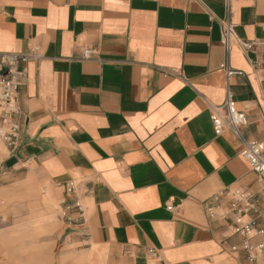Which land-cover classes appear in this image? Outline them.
Here are the masks:
<instances>
[{"label":"crops","instance_id":"crops-1","mask_svg":"<svg viewBox=\"0 0 264 264\" xmlns=\"http://www.w3.org/2000/svg\"><path fill=\"white\" fill-rule=\"evenodd\" d=\"M225 19L252 48H227ZM86 45L97 53L84 61ZM31 50L40 57L24 63L20 145L9 155L0 142V190L34 212L61 205L65 228L50 242L88 246L65 255L77 264H148L150 249L168 264H253L231 250L242 237L205 211L245 186L264 215L242 140L215 133L209 104L225 101V68L241 70L229 81L248 117L242 137L264 142V0H0V52ZM72 180L80 186L68 192ZM76 200L90 204L84 219ZM52 218L17 230L44 231ZM26 247L32 256L47 245Z\"/></svg>","mask_w":264,"mask_h":264},{"label":"built area","instance_id":"built-area-1","mask_svg":"<svg viewBox=\"0 0 264 264\" xmlns=\"http://www.w3.org/2000/svg\"><path fill=\"white\" fill-rule=\"evenodd\" d=\"M222 41L228 49L235 42L242 44L246 49L253 46L252 42H243L239 39L235 24L230 19L223 20ZM96 53L95 47L86 45L83 46L80 58L84 61L91 60ZM39 57L38 50L22 53L0 52V140L5 144L9 155H14L19 147L24 128L18 102L19 89L27 75L24 63L31 58ZM225 70L228 78L225 101L221 105L209 104L215 133L220 135L229 129L241 138L243 145L240 155L257 173L259 182L264 186V142L246 140L242 137L241 131L247 125L248 117L246 112L238 107L229 81L232 76L243 74V72L229 67ZM174 73L168 72L171 75ZM79 186L80 182L77 180H72L65 185L68 192H75ZM223 199L226 203H222ZM75 206L84 219L87 213L83 202L76 200ZM205 211L211 220L228 222L232 234L242 237L240 244L231 246L233 252L243 250L250 262L264 264V227L259 226L258 221L259 218H264V215L257 209L254 194L249 188L236 186L217 194L206 205ZM255 238L260 239L256 242ZM149 254L157 264H168L161 262L157 250L150 249Z\"/></svg>","mask_w":264,"mask_h":264},{"label":"rangeland","instance_id":"rangeland-1","mask_svg":"<svg viewBox=\"0 0 264 264\" xmlns=\"http://www.w3.org/2000/svg\"><path fill=\"white\" fill-rule=\"evenodd\" d=\"M1 143H3L0 140ZM4 145V144H3ZM5 152H7L4 147ZM54 187L56 184L52 183ZM28 199L17 198L15 193L10 191L0 190V263L1 264H77L73 260L71 255H81L88 252L89 248L86 245L81 244L73 246H63L58 242H50L49 239L60 235L65 228L62 221L63 209L60 204H56L54 210L47 215L43 209V205H38L36 211L28 207ZM83 205L86 209V213H89L90 204L88 201L83 200ZM46 216H52L49 224H46L44 231L38 226L25 227L24 229L17 230L22 224H34L35 221L45 219ZM14 234L15 238H18L19 243H14L15 247L11 244L8 245L4 241L6 235ZM31 239H36L39 244L47 245V248L43 253H38L36 250L32 252V256H29L26 244H29ZM14 248V249H12ZM16 250L18 253L14 257L12 253ZM66 257L62 262L61 258ZM69 257V258H67ZM11 258V259H10ZM10 259V260H7ZM62 262V263H61ZM81 264H94L90 261H84ZM105 264L108 262V257ZM148 264H157L153 259H149Z\"/></svg>","mask_w":264,"mask_h":264}]
</instances>
